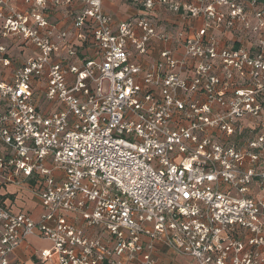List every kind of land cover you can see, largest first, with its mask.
Here are the masks:
<instances>
[{"label":"built area","instance_id":"2783aa9c","mask_svg":"<svg viewBox=\"0 0 264 264\" xmlns=\"http://www.w3.org/2000/svg\"><path fill=\"white\" fill-rule=\"evenodd\" d=\"M20 5L0 0V40L35 50L0 43V189L40 213L0 198V264L28 238L39 264H264V0Z\"/></svg>","mask_w":264,"mask_h":264},{"label":"crops","instance_id":"0c3cea01","mask_svg":"<svg viewBox=\"0 0 264 264\" xmlns=\"http://www.w3.org/2000/svg\"><path fill=\"white\" fill-rule=\"evenodd\" d=\"M106 11L113 18L115 23L126 20L129 16L132 15L133 8L124 3H111L109 1L106 2ZM15 6L17 8H21L20 0H15ZM163 19V18H162ZM163 23L166 25L168 30L174 32L177 30V26L175 24H171L170 16L166 15V19ZM0 43L4 44L9 51H13L15 55L17 51H35L33 48L29 46H24L20 41L16 39H6L0 40ZM164 46L160 44H155L152 53L149 54L144 60L150 62L157 58L158 51H160ZM167 47H175L171 44L167 45ZM179 51V50H177ZM26 55V54H25ZM24 54L19 56L20 60H24ZM11 69H4L3 71L6 73L7 77L10 74ZM0 146V152H1ZM0 198L6 199L10 203H12V209L14 211H26L31 214L33 217H37L40 213V206L36 199L26 193H19V191L15 188L10 189H0ZM49 247L47 242L38 240L36 238H28L23 242L21 247L9 257L10 264H39L36 255L42 249H46Z\"/></svg>","mask_w":264,"mask_h":264}]
</instances>
